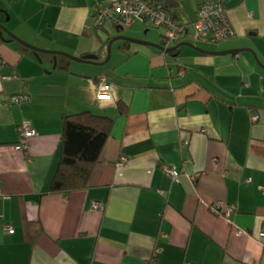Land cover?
Returning <instances> with one entry per match:
<instances>
[{
  "label": "crops",
  "instance_id": "1",
  "mask_svg": "<svg viewBox=\"0 0 264 264\" xmlns=\"http://www.w3.org/2000/svg\"><path fill=\"white\" fill-rule=\"evenodd\" d=\"M110 1L0 0L11 14L4 21L0 13V21L21 36L57 33L68 51L101 53L100 62L108 45L98 36L106 39L111 26L113 37L161 44L146 21L126 33L111 23L88 28L96 6ZM155 1L192 26L199 5L216 0ZM224 1L245 35L187 37L204 51L182 46L176 56L118 39L110 67L111 58L89 70L63 55L40 61L6 33L4 40L0 27V264H264V67L244 50L254 49L264 63V0ZM32 43L61 49L54 36ZM103 74L111 82L107 100L98 97ZM18 94L28 99L9 102ZM86 110L114 118L100 161L88 187L50 192L62 159L63 116ZM25 122L34 134L20 150ZM218 200L235 208L214 213ZM95 201L105 211H94ZM34 220L45 232L32 247L27 225Z\"/></svg>",
  "mask_w": 264,
  "mask_h": 264
},
{
  "label": "built area",
  "instance_id": "2",
  "mask_svg": "<svg viewBox=\"0 0 264 264\" xmlns=\"http://www.w3.org/2000/svg\"><path fill=\"white\" fill-rule=\"evenodd\" d=\"M94 17L93 23L88 24V28L92 26L101 27L106 23H111V25L117 27L130 28L134 22L139 20L149 22L151 25L163 29L161 45L165 49L176 46L187 37H191L197 42H220L246 34L232 7L226 5L223 0L200 4L197 18L192 26L184 23L173 13L159 7L154 0H111L108 4L99 5L96 8ZM192 27L193 32H191ZM98 88L100 99H111V84L107 76H100ZM10 99L14 100V98ZM252 119L254 121L259 119L257 111H252ZM20 131L22 141L18 143L17 148L26 150L29 148V138L34 134V130L28 122H25L20 126ZM121 161L124 163L127 161V157L123 156ZM164 169L172 178L177 176L175 167L165 166ZM234 208V206H228L225 209L224 202L220 200L213 202L211 205L214 213L224 212L230 214ZM92 209L96 212H102L105 211L106 205L102 201H95L92 204ZM5 228L7 231L13 230L11 225H6Z\"/></svg>",
  "mask_w": 264,
  "mask_h": 264
},
{
  "label": "trees",
  "instance_id": "3",
  "mask_svg": "<svg viewBox=\"0 0 264 264\" xmlns=\"http://www.w3.org/2000/svg\"><path fill=\"white\" fill-rule=\"evenodd\" d=\"M223 2L225 3L224 0ZM101 4H98L96 8ZM156 4L167 11L171 10V7L170 9H167L160 3L156 2ZM106 35V39H102L101 36H98L99 40L103 42L105 48L108 45L110 39L113 37V34L110 30L107 31ZM8 38L12 40L10 36ZM129 44L130 42H125V44L122 45V48L126 50V46ZM179 49L173 53H166L162 50L161 52L165 53V55L176 56ZM30 50L34 53H37L33 49ZM39 54L41 57L49 55L47 53ZM103 57V54H98L99 60H101ZM107 78L109 79V77ZM11 98H14V100H8L9 102L13 103L26 100L28 99V96L26 94H18ZM118 108L122 114H127L129 112L128 106L123 102L118 104ZM113 125L114 118L112 116L98 114L91 110L63 116L62 159L54 176L52 185L50 187V192H62L64 194H69L88 187L91 175L96 164L100 161L102 150L112 131ZM21 141L22 134L19 142ZM27 230L31 245L32 247H35L45 232L44 225L40 220L29 221ZM151 262L154 264L155 259H153Z\"/></svg>",
  "mask_w": 264,
  "mask_h": 264
},
{
  "label": "water",
  "instance_id": "4",
  "mask_svg": "<svg viewBox=\"0 0 264 264\" xmlns=\"http://www.w3.org/2000/svg\"><path fill=\"white\" fill-rule=\"evenodd\" d=\"M6 9H4L3 7H0V12H5ZM10 18V16L8 17ZM0 27L2 28L1 31V37L6 40L7 38H5V33L11 37L12 40H16L20 43H22L23 45L33 49L34 51H36L37 55L39 56L40 61H43V57L40 56L39 53H47V54H54V59L57 62V57L58 55H63L78 61H82V62H89V63H96V64H103L106 63L110 60L111 56H112V49H113V44L116 40L118 39H125V40H129L132 42H137V43H143V44H148V45H152L154 47L159 48L160 50L166 52V53H173L176 50H178L179 48H181L182 46H191L194 47L196 49H199L201 51H204L202 48H200L199 46H197L195 43L190 42V41H183L181 43H179L178 45L169 48V49H165L160 43H156V42H152V41H148V40H141V39H137V38H133L130 36H125V35H119V36H115L112 37V39H110L109 43H108V56L104 61H98V54H94V53H88V54H83V55H79V54H74L70 51H68L66 44H65V40L58 35L57 33H53L52 31H38L35 32L31 35H27V36H21L19 33H15L14 31H11L4 25V24H0ZM119 30L121 29H125L123 27H117ZM23 32V31H22ZM49 36H54L57 39H59L60 44H61V49H47V48H43L40 47L34 43H32L34 40L37 39H42L44 37H49ZM237 50L240 49H235L229 52H236ZM244 50H248L251 51L252 53H254L255 57L257 58L258 62L264 67V63H262V61L259 58L258 53L251 48H245Z\"/></svg>",
  "mask_w": 264,
  "mask_h": 264
},
{
  "label": "rangeland",
  "instance_id": "5",
  "mask_svg": "<svg viewBox=\"0 0 264 264\" xmlns=\"http://www.w3.org/2000/svg\"><path fill=\"white\" fill-rule=\"evenodd\" d=\"M5 9V8H4ZM0 13H2V14H4L5 16H4V21L5 20H7V19H10V18H8L11 14H10V12H8L7 10L5 11V12H0ZM9 22V24H11V25H13V23H15L14 21H12V22H10V21H8ZM4 24L9 30H10V28L4 23V22H2V21H0V24ZM111 26V25H110ZM193 28V27H192ZM110 30H112V32L114 33V32H116V28L115 27H113V26H111L110 27ZM151 30H153L154 32H155V36H153L155 39L156 38H158V39H160V38H162V36H161V33L163 32V29H161V28H157V27H151ZM162 30V31H161ZM11 31V30H10ZM129 30L128 29H124L123 30V33H126V32H128ZM8 34V33H7ZM42 39H45V37L44 38H42ZM16 43H18V41H15ZM20 43V42H19ZM137 45V44H136ZM116 51V50H115ZM115 53H113V49H112V57H111V60L108 62V63H106L105 64V66L106 67H110V65L112 64V62L114 61V59H113V55H114ZM65 59L69 62V63H72L73 64V66L75 67V66H79V67H82V68H84V69H86V70H89V69H91V67H95V66H92V64H90L89 62H82V61H78V60H75V59H72V58H69V57H66L65 56ZM113 59V60H112Z\"/></svg>",
  "mask_w": 264,
  "mask_h": 264
}]
</instances>
